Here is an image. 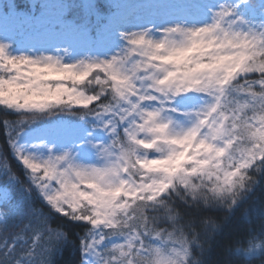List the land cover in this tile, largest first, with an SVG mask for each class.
Segmentation results:
<instances>
[{
	"label": "snow or ice",
	"instance_id": "1",
	"mask_svg": "<svg viewBox=\"0 0 264 264\" xmlns=\"http://www.w3.org/2000/svg\"><path fill=\"white\" fill-rule=\"evenodd\" d=\"M0 106V264H264V0H0Z\"/></svg>",
	"mask_w": 264,
	"mask_h": 264
},
{
	"label": "trees",
	"instance_id": "2",
	"mask_svg": "<svg viewBox=\"0 0 264 264\" xmlns=\"http://www.w3.org/2000/svg\"><path fill=\"white\" fill-rule=\"evenodd\" d=\"M0 109H2L1 106H0ZM0 117H2V112H0ZM9 118H10V119H14L15 117H9ZM68 259H70V257L66 256V257H65V261L68 260ZM62 264H63V262H62ZM253 264H261V261H260L259 259H255V260L253 261Z\"/></svg>",
	"mask_w": 264,
	"mask_h": 264
},
{
	"label": "rangeland",
	"instance_id": "3",
	"mask_svg": "<svg viewBox=\"0 0 264 264\" xmlns=\"http://www.w3.org/2000/svg\"><path fill=\"white\" fill-rule=\"evenodd\" d=\"M1 107H3V106H1Z\"/></svg>",
	"mask_w": 264,
	"mask_h": 264
}]
</instances>
